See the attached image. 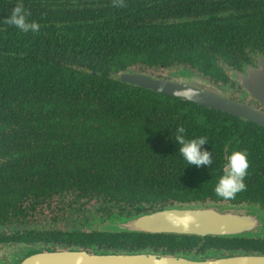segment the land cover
<instances>
[{
	"label": "trees",
	"instance_id": "1",
	"mask_svg": "<svg viewBox=\"0 0 264 264\" xmlns=\"http://www.w3.org/2000/svg\"><path fill=\"white\" fill-rule=\"evenodd\" d=\"M21 4L36 31L4 22ZM264 57V0H0V225L56 195L120 220L175 204L264 211V127L120 80L131 67H190L219 83ZM205 136L213 163L186 166L175 128ZM173 133V136H172ZM172 136V139H171ZM247 153L245 189L213 188ZM22 240L100 252H260L264 238L126 231H23Z\"/></svg>",
	"mask_w": 264,
	"mask_h": 264
},
{
	"label": "water",
	"instance_id": "2",
	"mask_svg": "<svg viewBox=\"0 0 264 264\" xmlns=\"http://www.w3.org/2000/svg\"><path fill=\"white\" fill-rule=\"evenodd\" d=\"M150 71L161 70L152 68ZM185 67L179 73L154 78L144 75L136 67L120 74L124 83L157 93L183 99L206 108L228 113L264 127V58L255 65L235 73L234 79L243 89L239 98H231L227 86ZM249 97L252 99L250 100ZM260 105L258 107L257 105ZM249 204L230 203L175 204L157 211L112 221L118 231L148 234H178L194 236L238 237L252 236L262 227L263 213ZM256 209V208H255ZM32 251V252H31ZM30 256L22 264H264V255L244 254L220 256L201 260L193 255L168 256L153 252H89L81 249H30Z\"/></svg>",
	"mask_w": 264,
	"mask_h": 264
},
{
	"label": "flooded vegetation",
	"instance_id": "3",
	"mask_svg": "<svg viewBox=\"0 0 264 264\" xmlns=\"http://www.w3.org/2000/svg\"><path fill=\"white\" fill-rule=\"evenodd\" d=\"M261 56H258V58ZM264 58V57H263ZM257 61V60H256ZM256 63V62H255ZM255 63L251 64V65H255ZM250 66V65H249ZM150 69V68H149ZM163 70V69H161ZM241 72V71H240ZM141 74L144 75H148L147 73H145V71L140 72ZM238 73V72H229L227 71V74L229 75V79L227 82L225 81H221L219 82V84L221 85H226L227 86V93L229 94V96L231 98H239L242 92V87L240 85L237 84L236 80L234 79V74ZM153 77V75H150ZM156 78V77H154ZM157 78H162V77H157ZM249 99L251 100L252 98L249 97ZM258 107H260V105H257ZM69 194H66L65 196H59L56 195L53 199L55 198H60L65 200V197H72V201H75L74 197L72 195L68 196ZM53 199H50L48 202L44 203L40 208L38 207L33 213L29 212V214L25 217H15L14 219H12L11 223H4L2 225H0V264H22L24 259L27 258L28 256H30L31 252L30 250H28L26 248V250L22 251H13L10 252V249L12 248H20L22 246H31V247H36L38 249L47 251V250H53V251H60V250H69V249H81V250H87L89 252H96L93 251L92 249H84V248H80V247H71V248H66L64 246H60V245H55L53 242H49L46 243L44 241H24L22 240V233L25 230H36V229H41L43 231H47V230H56V231H74V230H85V231H105V230H89V229H81L80 227L75 226L72 228H67L65 227H61L60 225L57 226H53L52 224H55V220H56V216H54L52 219L50 220H45L43 225H36L34 228L32 226H30V222L32 221V218H34L36 215L39 214H43V207L45 205H48ZM71 201V202H72ZM85 200L82 199L80 200V204H76V203H71L67 204V207L71 209L74 208V211L77 212V214H81L83 213L82 211L84 209H86L87 206L91 205V211L92 213L90 214L91 216V221L95 222V220H97V218H101L102 220H108L107 218L101 217V215L98 213L97 211V205H95V202L92 201L91 203L88 204H83ZM90 220L88 219L85 223H82L84 225L85 228L88 227V225L90 224L89 222ZM118 232V230H112V231H108V232ZM140 233V232H138ZM178 235V234H176ZM187 236H194V235H187ZM211 236V235H210ZM200 237V236H198ZM208 237V236H205ZM202 237V238H205ZM211 237H219V236H211ZM239 238H264V237H252V236H247V235H243V236H238ZM149 252V251H148ZM123 253V252H120ZM157 254H161V255H168V254H164V253H157ZM244 254H253V255H264L260 252H253L251 251L250 253H244L243 251H233V252H229V251H217V252H213V251H208V254L203 255L201 257V260H211V259H216L220 256H237V255H244ZM178 255H186L184 253H178V254H174V255H168V256H178ZM189 255H193V254H189ZM194 256V255H193Z\"/></svg>",
	"mask_w": 264,
	"mask_h": 264
},
{
	"label": "clouds",
	"instance_id": "4",
	"mask_svg": "<svg viewBox=\"0 0 264 264\" xmlns=\"http://www.w3.org/2000/svg\"><path fill=\"white\" fill-rule=\"evenodd\" d=\"M4 22L22 32L36 31L39 27L35 21L27 19L26 10L21 4H17L11 9ZM172 140L175 142L177 152L186 163V166L199 168L203 165L209 167L213 163L212 150L203 147L208 143L207 137H186L184 127L178 125L175 128L174 139ZM248 167L247 153L239 149L232 150L228 154L222 172L216 180L213 188L214 194L227 200L234 198L238 192L243 191L245 189L244 177L247 174Z\"/></svg>",
	"mask_w": 264,
	"mask_h": 264
},
{
	"label": "rangeland",
	"instance_id": "5",
	"mask_svg": "<svg viewBox=\"0 0 264 264\" xmlns=\"http://www.w3.org/2000/svg\"><path fill=\"white\" fill-rule=\"evenodd\" d=\"M139 72L145 71V73H147L148 75H153V77H167L168 75H170L171 73H179L181 72L184 68H172L170 70H156L154 71H150L148 68H140V67H136ZM197 74V73H195ZM70 196V195H68ZM72 201V197H65V200L60 199V198H55L53 199L48 205H45L43 207V214H39L36 215L34 218H32V221L30 222V226H32L33 228L36 225H39L40 223L45 222V220H50L52 219L54 216H56V220L54 221L55 224L53 223V226H57L60 225L61 227H67V228H72L75 226L80 227L81 229H89V230H105V231H112L115 230L113 228V224L112 221L113 220H102L101 218H97V220H95V222L91 221V205L87 206L86 209H84L80 215L77 214L76 211H74V208L70 210L69 207H67V204H69V202ZM251 207L255 206L253 209L259 213V212H264L262 209H260L258 206L256 205H250ZM250 207V208H251ZM256 208V209H255ZM263 215V219H264V213ZM90 220V224L88 225L87 228L84 227V225L82 223H85L87 220ZM40 224V225H43ZM39 225V226H40ZM252 237H264V220H263V224L262 227L257 229L256 231L253 232ZM26 248L28 250L30 249H38L36 247H29V246H22L20 248H12L10 249V252L13 251H24L26 250Z\"/></svg>",
	"mask_w": 264,
	"mask_h": 264
}]
</instances>
